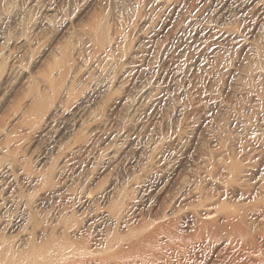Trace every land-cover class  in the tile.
I'll return each mask as SVG.
<instances>
[{"label":"rangeland","instance_id":"374dc122","mask_svg":"<svg viewBox=\"0 0 264 264\" xmlns=\"http://www.w3.org/2000/svg\"><path fill=\"white\" fill-rule=\"evenodd\" d=\"M216 1L0 0V141H9L19 165L10 172L0 163V184L27 201L10 209L18 219L1 236L18 242L34 216L46 227L73 217L85 226L102 222V209L122 193L139 206L133 226L166 217L190 233L206 197L235 204L264 191V54L248 65L244 50L219 38L231 31L264 53V0L225 13ZM97 22L110 48L121 49L125 70H134L128 83L137 86L125 94L131 103L109 101L123 94L122 74L113 72L109 88L94 90L95 64L73 59L77 111H94L97 121L79 122L70 112L30 130L41 117L22 116L33 86L41 85L57 48L71 50L70 37ZM141 83L155 84L148 88L156 94L155 106L143 112ZM223 158L240 165L233 187L219 180ZM41 174L50 179L47 190L36 185Z\"/></svg>","mask_w":264,"mask_h":264},{"label":"bare ground","instance_id":"6f19581e","mask_svg":"<svg viewBox=\"0 0 264 264\" xmlns=\"http://www.w3.org/2000/svg\"><path fill=\"white\" fill-rule=\"evenodd\" d=\"M230 1L217 0L215 3L224 13L232 5L243 10L252 4L251 0H240L238 4ZM105 29L97 22L89 31L82 30L70 37L74 42L71 50L57 48L49 72L40 79L41 85L33 86L25 104L24 118L36 120L41 116L38 122L33 121L31 126L34 128L30 130H38L46 120L48 123L54 117L70 112H73L70 116L77 115L75 118L79 122L87 118L91 123L97 121L94 111H77L81 99L73 97V89L79 79L73 59L79 64L83 62L85 67L95 64L97 76L90 79L95 82L94 90L109 88L113 72L122 74L120 89L123 94L109 101L115 98L114 104L122 101L124 106L131 103V98H126L125 94L137 86L130 87L128 83L134 70H125L122 65L124 55L120 48H110ZM204 34L205 31L201 33L202 36ZM193 35L195 37L197 33L194 31ZM231 35V31L220 32L219 38L230 39L234 48L244 50V62L256 64L262 61L263 49ZM90 50L92 53L89 54ZM246 72L242 73L246 75ZM153 85L141 83L138 87V97L142 102L137 111L143 112L155 106L156 94L148 88ZM8 144L9 141H0V163H5L3 168L13 172L19 165L14 159L13 148ZM230 159L223 158L217 162L221 170L219 180L224 187L235 186L242 175L239 163ZM36 185L39 190H47L49 177L41 174ZM8 186L0 184V232L14 229L18 218L10 209L27 202L23 194H15ZM90 195L86 198V207L90 206ZM131 200L124 193L118 195L116 201L112 198V205L109 203L110 206L102 209V222L92 223L93 231L89 230L91 223L85 226L81 221L73 220L75 217L46 227L45 219L34 216L28 220L18 242L0 235V264H264V191L257 195L247 194L235 204L216 203L206 197L194 210L195 221L190 233L183 232L176 222L166 217L133 226L132 220L139 206Z\"/></svg>","mask_w":264,"mask_h":264}]
</instances>
